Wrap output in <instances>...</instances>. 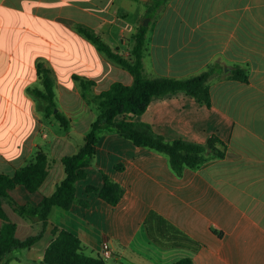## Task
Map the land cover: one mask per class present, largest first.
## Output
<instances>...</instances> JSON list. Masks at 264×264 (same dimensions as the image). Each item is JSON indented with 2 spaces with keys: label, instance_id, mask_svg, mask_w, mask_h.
Returning <instances> with one entry per match:
<instances>
[{
  "label": "crops",
  "instance_id": "crops-1",
  "mask_svg": "<svg viewBox=\"0 0 264 264\" xmlns=\"http://www.w3.org/2000/svg\"><path fill=\"white\" fill-rule=\"evenodd\" d=\"M150 1L0 0V174L13 176L39 151L48 157L39 190L16 186L9 192L13 204L3 202L18 239L43 230L24 253L29 261L41 264L50 242L69 230L91 256H100L108 240L113 251L104 259L108 264H174L183 257L193 264H264V0H169L155 18L147 16ZM144 19H149L148 77L184 78L215 61L225 64L224 73L233 64L249 67L248 82L225 76L210 82L209 108L178 93L152 101L135 118L167 141L204 144L216 136L225 144V157L177 177L164 155L104 128L87 178L76 186L77 198L89 208L55 207L43 227L39 218L17 209L36 207L54 191L64 177L62 158L78 150L97 116L75 77L94 81V94L115 82H133L77 26L128 56ZM40 68L50 71L54 112L69 119L67 131L47 113L39 94ZM118 164L124 169L117 170ZM100 170L124 190L116 207L86 192L89 185L102 187ZM151 213L161 219L146 225ZM175 230L203 246L197 251L172 246L167 237ZM11 254L8 264L17 261Z\"/></svg>",
  "mask_w": 264,
  "mask_h": 264
},
{
  "label": "trees",
  "instance_id": "trees-1",
  "mask_svg": "<svg viewBox=\"0 0 264 264\" xmlns=\"http://www.w3.org/2000/svg\"><path fill=\"white\" fill-rule=\"evenodd\" d=\"M169 0H151L147 10V16L156 17L163 10ZM77 29L90 39L108 60L128 71L133 82L130 85L121 82L113 83L107 90L100 94H94V81L84 80L79 77L81 95L86 103L92 106L96 113V119L92 122L89 131L84 137V143L71 155L64 156L61 160L64 172L63 179L56 185L54 191L45 196L36 206H21L17 209L20 214L39 218L45 227L52 209L57 207L68 211L73 205L78 204L89 208L87 200L78 199L76 186L87 178V168L96 158L97 144L102 130L106 128L120 137L127 139L133 145L164 155L168 159L170 169L177 177H182L185 169L197 170L205 163L213 159L225 157V144L216 136H211L206 143L190 142L183 139L167 141L162 135L156 133L148 124L136 121L135 118L142 115L150 103L162 99L168 95L184 93L196 100L201 105L210 107L209 84L212 80L222 76L248 82L249 67L247 65L233 64L230 70L224 73L225 64L215 61L207 68L191 76L184 78L148 77L145 74L144 58L148 54L149 34L148 26L140 25L134 33L132 48L128 56H125L109 44L105 43L93 30L77 26ZM43 85L44 93L40 96L48 103L47 113L59 121L60 126L67 131L69 119L60 112H54L57 108L53 86L49 70L38 69ZM117 170H123L122 164L116 165ZM103 179L102 187L89 185L87 193L97 194L100 199L116 207L121 201L124 190L122 186L112 180L100 170ZM48 175V157L39 151L34 158L19 168L13 176L0 174V264H8L5 258L18 249H29L43 236V230L30 235L23 240L16 237V224L12 222L3 208L6 200L13 204L9 192L16 186H23L28 192H37ZM152 219H161L151 213L146 219V225ZM214 231V230H213ZM218 236L221 232L214 231ZM167 240L175 247L189 248L197 251L203 244L199 243L181 231L175 230L167 237ZM41 264H108L101 256H91L83 251L81 240L71 231L62 230L50 242L45 250ZM174 264H193L191 257H183Z\"/></svg>",
  "mask_w": 264,
  "mask_h": 264
},
{
  "label": "rangeland",
  "instance_id": "rangeland-1",
  "mask_svg": "<svg viewBox=\"0 0 264 264\" xmlns=\"http://www.w3.org/2000/svg\"><path fill=\"white\" fill-rule=\"evenodd\" d=\"M144 21H145V19L143 20V22ZM83 143H84V139L81 138L78 146L79 147L82 146ZM26 251H27L26 249H18V250L13 251L12 254L10 255V257L17 258V261L13 260L11 264H40V263H37L36 261H29L28 259H25L24 253Z\"/></svg>",
  "mask_w": 264,
  "mask_h": 264
},
{
  "label": "built area",
  "instance_id": "built-area-1",
  "mask_svg": "<svg viewBox=\"0 0 264 264\" xmlns=\"http://www.w3.org/2000/svg\"><path fill=\"white\" fill-rule=\"evenodd\" d=\"M100 256L106 260L111 259L113 257V251L108 240L102 241L100 246Z\"/></svg>",
  "mask_w": 264,
  "mask_h": 264
},
{
  "label": "water",
  "instance_id": "water-1",
  "mask_svg": "<svg viewBox=\"0 0 264 264\" xmlns=\"http://www.w3.org/2000/svg\"><path fill=\"white\" fill-rule=\"evenodd\" d=\"M149 23V19H145L144 23H143V26H147Z\"/></svg>",
  "mask_w": 264,
  "mask_h": 264
}]
</instances>
